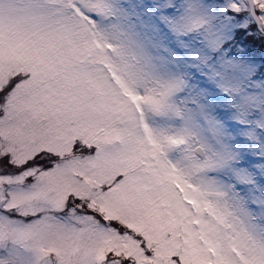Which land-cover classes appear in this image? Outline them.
<instances>
[{
  "label": "snow or ice",
  "instance_id": "6c2138e0",
  "mask_svg": "<svg viewBox=\"0 0 264 264\" xmlns=\"http://www.w3.org/2000/svg\"><path fill=\"white\" fill-rule=\"evenodd\" d=\"M0 264H264V0H0Z\"/></svg>",
  "mask_w": 264,
  "mask_h": 264
}]
</instances>
